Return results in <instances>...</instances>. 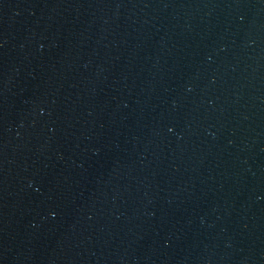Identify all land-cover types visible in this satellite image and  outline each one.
<instances>
[{
    "label": "water",
    "instance_id": "1",
    "mask_svg": "<svg viewBox=\"0 0 264 264\" xmlns=\"http://www.w3.org/2000/svg\"><path fill=\"white\" fill-rule=\"evenodd\" d=\"M264 16V0H255Z\"/></svg>",
    "mask_w": 264,
    "mask_h": 264
}]
</instances>
